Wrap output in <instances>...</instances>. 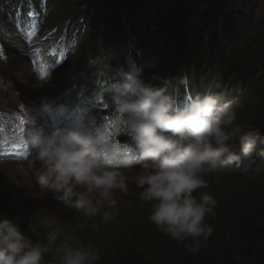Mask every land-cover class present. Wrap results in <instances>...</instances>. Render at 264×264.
Returning <instances> with one entry per match:
<instances>
[{
    "label": "clouds",
    "instance_id": "1",
    "mask_svg": "<svg viewBox=\"0 0 264 264\" xmlns=\"http://www.w3.org/2000/svg\"><path fill=\"white\" fill-rule=\"evenodd\" d=\"M79 29L83 44L86 31L92 30L89 26L85 29L81 20ZM96 48L90 47L91 52H104L102 47ZM84 51L88 52H83L82 61L89 68V50ZM103 57L99 54V60ZM18 61L23 65L27 55L18 53ZM93 62L95 66L97 61ZM143 73L121 67L115 72L118 79L107 89L113 93L114 130L128 137L126 147L111 142L105 126L96 122L100 102L88 96L90 89L82 90L75 83L73 100L82 99L95 113V120L85 123L77 116L67 127L46 131L45 116L52 111V103L42 97L40 104L26 113L32 157L29 163L41 192L61 197L62 204H70L87 219L99 216L114 223L118 214L115 194L128 193V177L121 168H138L134 179L142 189L140 201L150 205L148 222L182 244L188 254H197L207 247L213 232L207 220L215 216L218 204L211 193L200 192L209 188L206 178L221 167L240 164L242 158L249 163L257 157L264 159V136L257 127L237 123L241 107L237 98L207 88L193 97L187 95L190 98L185 100L177 97L182 89L178 90L175 77L154 73L145 79ZM60 110L65 109L61 106ZM0 112L7 115L12 108ZM107 156L119 158L121 167L113 166L104 158ZM3 160L9 164L21 161L11 156ZM214 179L219 182L220 177L215 175ZM5 202L6 206L12 203L9 199ZM3 214L0 205V264H100L101 250L77 235H63L57 217L49 214L43 218L39 227L46 231L41 240L37 224L31 221L28 225L37 236L32 239L17 219ZM91 228L97 231L99 225L92 223ZM76 229L82 226L78 224L72 231ZM46 257H50L49 262Z\"/></svg>",
    "mask_w": 264,
    "mask_h": 264
},
{
    "label": "trees",
    "instance_id": "2",
    "mask_svg": "<svg viewBox=\"0 0 264 264\" xmlns=\"http://www.w3.org/2000/svg\"><path fill=\"white\" fill-rule=\"evenodd\" d=\"M5 1L0 0V5ZM33 1L36 6L50 5L46 26L59 29L50 40L51 47L60 55L76 53L54 74L53 80L65 86L61 93L75 83H80L82 90L92 88L94 76L104 82H115L118 79L115 72L121 67L126 71L141 69L145 79L154 73L175 77L176 85L179 78L185 77L187 93L191 91L196 95L210 88L214 93L237 98L241 105L239 121L259 128L264 136V8H260L264 4L261 0ZM26 6L31 10V4ZM19 16L27 21L22 13L19 12ZM73 16V23L66 24ZM78 18L85 29L89 26L92 30L86 31L83 44H80ZM97 46H105L110 61L119 60L107 73L101 72L103 68L93 72V67L88 68L86 61H82L83 52H88L84 50ZM161 47L166 50L160 52ZM159 54L165 55L166 61L157 64ZM101 90L107 94L103 95V101L110 100L111 92L102 87ZM177 97L182 95L177 94ZM106 122L109 121L100 116L97 123H105L111 142L122 146L111 133L112 122ZM259 163L261 167L257 169ZM244 167L247 168L243 171L247 173L246 178L264 186V178L258 176H264V159L257 157ZM223 170L234 173V168L229 166L217 172ZM239 172L243 175L242 170ZM208 192L215 197L214 192ZM220 194L215 216L207 220L213 232L207 247L197 254H188L182 244L158 232L147 219L143 220L145 229H140L137 225L128 226L122 217H118L115 225L98 217L92 222L99 225L97 231L91 228L93 234L77 229L73 232L77 224L73 228L59 226L63 228V235L74 234L97 246L101 250L100 264H264V187L245 195H231L226 200H223L225 193ZM129 202L133 207L141 201ZM39 211L41 219L37 220L33 210L31 219L37 224L42 240L46 230L39 225L47 214ZM15 219L25 234L37 238L23 226L20 212ZM45 259L50 261V257Z\"/></svg>",
    "mask_w": 264,
    "mask_h": 264
},
{
    "label": "rangeland",
    "instance_id": "3",
    "mask_svg": "<svg viewBox=\"0 0 264 264\" xmlns=\"http://www.w3.org/2000/svg\"><path fill=\"white\" fill-rule=\"evenodd\" d=\"M260 3L264 4V0H261ZM260 8L262 10L264 6L262 5L260 6ZM50 12L51 10L45 13L43 21L44 30H42L40 33V37L45 40L49 38L52 33L54 35L56 31V29L51 28L52 26H46V22L50 16ZM64 13L65 12H63V14ZM70 19L66 22H69ZM70 23H73V19L70 21ZM78 24H80V22H78ZM45 29H47L48 31H46ZM13 36L14 39L11 42L12 46H7V57L5 59H0V67L2 66V71H0V109L12 108L13 110V115L5 124L4 131H0V205L1 209L4 211L3 215L10 218H18L20 212V218H24L23 226L28 227L29 223L31 221L33 222V220L31 219V214L33 213L32 210L35 214H37V220L41 219V213L39 211L41 210L47 215L51 214L54 217H57L60 221L61 226H72L73 228L75 227L74 224H79L82 226V229L77 230H86L88 233L93 234L91 232V224L93 220L98 219L99 216L87 219L73 206L62 204L61 197L55 198L52 194L46 191L41 192L39 186L35 182L34 167L29 163V161L32 159L30 155V142H23L20 134V130L27 134L29 125L27 124L26 113H28V110L30 108L38 106L42 97H47L48 100L52 103V111L47 113L45 116V119L47 120L45 129L46 131H50L52 128L57 126L67 127L69 121L75 118H72V116L80 113L70 105H62L64 102V98L57 96L56 91L61 93V90L65 86H61L59 81H53L54 74L57 72L58 67L66 65L68 61L72 60L71 57L76 55V53H74L70 57L66 55L64 57H61L62 61L55 65L56 67H54L53 71H51L50 69H46V73H41L39 69L35 72L34 75H28L26 74V71H24V69L20 70L17 68V63L20 62L18 61V49L14 47L15 45L19 46L24 39L17 33H13ZM11 49H13V52L16 53H10ZM88 50L89 52H91L90 48ZM165 50L166 48L164 47L160 48V52H164ZM158 60L159 62H157ZM165 61V55L159 54L156 60L157 64ZM76 87L81 88V86H79L78 84ZM71 88L73 87H68L66 90H64L63 95L68 96L69 90ZM80 94L81 90L77 91V96H79ZM112 103L113 100L110 101L109 107L100 108L99 110L101 114L104 115L103 119L109 121L106 123L112 122V126L114 127V109ZM61 106L64 107V111L60 110ZM15 112L17 118L14 115ZM21 119H23L26 123L22 125L20 123ZM238 122H241V125L245 127H251L247 126V123L239 121V119ZM102 124L105 126V123ZM111 133H113L114 135H120L115 132L114 128ZM115 141L119 143L117 140ZM127 141L128 137H126V140L124 143H122V146H119L118 144L117 145L123 149L127 146ZM13 143L16 144V147L12 146ZM3 154L10 155L13 158H15V156H18L21 161L19 164H9L10 161L2 159ZM104 158L112 163L113 166L121 167V161L119 162V165H116V159L112 158L111 156H107ZM21 163L24 166L21 165ZM38 166V164L35 165V167ZM9 167L13 168L11 172ZM260 167L261 163H259L257 169H259ZM121 170L124 171L126 176L128 177V193L122 194L117 192L115 194V198L118 202V214L116 215V222L113 223V225L118 223V217H122V221L123 219H125L124 222L127 223L128 226L137 225L140 229H145L146 222H144L143 220L147 219L148 213L150 211V205L140 202L137 203V206H133L126 210L128 204L131 203L129 201L139 200V194L142 189L136 186L134 178L140 170L138 168H121ZM222 172L215 173L219 174V182H216L214 176H209L208 178H206L210 181L209 188L200 189V192L212 191L216 194L215 198L217 200L221 195L220 192H222L225 193L223 195V200H226L231 195H245L247 193L255 192L257 189L264 187L256 181H253V179L246 178L247 173H244L243 171V175L239 174V171L229 173L226 170H223ZM258 176L264 178V176L262 175ZM198 194L199 193H194V195ZM8 199L12 203H10L9 206H6L5 201H8ZM15 207L19 210V212ZM130 210L132 212H129ZM140 216L142 217L140 218ZM97 234L102 237L100 233ZM105 241L108 242L109 239Z\"/></svg>",
    "mask_w": 264,
    "mask_h": 264
},
{
    "label": "bare ground",
    "instance_id": "4",
    "mask_svg": "<svg viewBox=\"0 0 264 264\" xmlns=\"http://www.w3.org/2000/svg\"><path fill=\"white\" fill-rule=\"evenodd\" d=\"M110 57H112V56H110L109 55V58ZM113 59V58H112ZM119 63V60H112V61H110L109 60V64L110 65H112V66H116L117 64ZM179 83H182V86L180 87L179 85ZM175 84H176V82H175ZM184 84H185V82H184V79L182 78V79H178L177 80V88H178V90L179 89H182L183 91H185V86H184ZM187 93V92H186ZM187 95H189L190 97H193L194 95H193V93L190 91V92H188L187 93ZM239 152V151H238ZM245 163H247V161H244L243 160V158H242V161H241V163L240 164H233V165H231V166H229V167H233L234 168V171L233 172H237V171H240V170H242V171H244V169L246 168V167H244L245 166ZM7 167V166H6ZM10 168V172L13 170V168L12 167H9ZM15 172V171H14ZM215 186V185H214Z\"/></svg>",
    "mask_w": 264,
    "mask_h": 264
},
{
    "label": "snow or ice",
    "instance_id": "5",
    "mask_svg": "<svg viewBox=\"0 0 264 264\" xmlns=\"http://www.w3.org/2000/svg\"><path fill=\"white\" fill-rule=\"evenodd\" d=\"M46 78V77H45ZM20 123L23 125V124H25L26 122L23 120V119H21L20 120ZM13 147H16V144L15 143H13V145H12Z\"/></svg>",
    "mask_w": 264,
    "mask_h": 264
},
{
    "label": "water",
    "instance_id": "6",
    "mask_svg": "<svg viewBox=\"0 0 264 264\" xmlns=\"http://www.w3.org/2000/svg\"><path fill=\"white\" fill-rule=\"evenodd\" d=\"M117 138H118V140L121 141V142L124 140V137H123L122 135L117 136Z\"/></svg>",
    "mask_w": 264,
    "mask_h": 264
}]
</instances>
